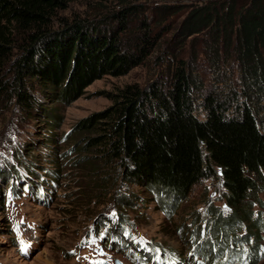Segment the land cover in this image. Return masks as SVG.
Segmentation results:
<instances>
[{
    "label": "trees",
    "instance_id": "obj_1",
    "mask_svg": "<svg viewBox=\"0 0 264 264\" xmlns=\"http://www.w3.org/2000/svg\"><path fill=\"white\" fill-rule=\"evenodd\" d=\"M68 2L0 0V74L10 64L0 93L56 126L59 107L46 100L72 102L93 81L123 76L145 62L161 42L156 58L164 72L144 86L129 83L110 93L112 104L77 128L92 132L84 143L117 161L122 176L153 194L167 213L193 185L219 172L231 213L216 217L215 225L226 235L238 215H248L238 210L264 171V0H194L162 34L156 29L175 12L171 6L150 17L141 4L124 3L101 16L59 15ZM199 57L210 79L200 76ZM22 176L8 183L13 195L30 184L44 195L46 182L56 178L52 171L35 183ZM248 225L237 240L245 249L206 248L195 255L217 264L257 260L262 227L258 220ZM124 240H117L124 253L141 258Z\"/></svg>",
    "mask_w": 264,
    "mask_h": 264
},
{
    "label": "rangeland",
    "instance_id": "obj_2",
    "mask_svg": "<svg viewBox=\"0 0 264 264\" xmlns=\"http://www.w3.org/2000/svg\"><path fill=\"white\" fill-rule=\"evenodd\" d=\"M193 2L69 0L59 15L101 16L124 3L141 4L150 17L158 7L171 6L175 12L156 29L162 34L165 28L177 26ZM163 46L160 42L145 62L127 74L93 81L70 103L46 100V105L59 107L56 126L41 121L36 111L25 112L10 93H0V264H115V260L121 264H217L220 262L195 254L206 248L212 252L245 249L237 240L249 231L253 220L262 227L256 244L258 259L243 264H264V171L238 210L248 215H238L230 229H224L227 234H219L215 218L231 213L219 172L193 185L186 198L167 213L153 194L122 176L117 161L84 143L92 132L77 128L81 119L112 104L110 93L129 83L144 86L164 72L163 63L156 58ZM188 49L182 53L184 57ZM197 63L200 76L210 79L207 63L200 57ZM9 66L0 74L7 81ZM48 171L56 178L46 182V195H36L32 184L25 192L10 193L9 181L20 183L24 175L35 183ZM120 237L141 258L124 253L126 247L117 242Z\"/></svg>",
    "mask_w": 264,
    "mask_h": 264
},
{
    "label": "water",
    "instance_id": "obj_3",
    "mask_svg": "<svg viewBox=\"0 0 264 264\" xmlns=\"http://www.w3.org/2000/svg\"><path fill=\"white\" fill-rule=\"evenodd\" d=\"M115 264H121L118 260H115Z\"/></svg>",
    "mask_w": 264,
    "mask_h": 264
}]
</instances>
